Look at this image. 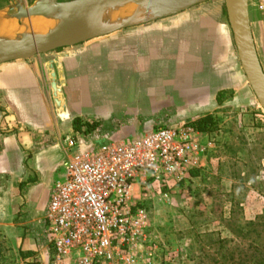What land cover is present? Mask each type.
<instances>
[{"label": "crops", "instance_id": "0c3cea01", "mask_svg": "<svg viewBox=\"0 0 264 264\" xmlns=\"http://www.w3.org/2000/svg\"><path fill=\"white\" fill-rule=\"evenodd\" d=\"M3 1L7 0H0V13L12 14L11 9H2ZM223 7L221 0H208L151 21L141 14H129L123 17L129 26L121 30L0 64V229L29 254L27 258L34 252L51 258L45 213L52 185L63 177L64 139L76 136V122L89 120L97 125L101 141L120 140L142 133L146 126H175L205 115L215 119L224 107L247 101L250 88ZM247 8L264 72V9L258 0H247ZM136 11L141 12L131 13ZM48 60L53 61L65 98V115L55 110L45 70ZM116 75L122 76V83L129 76L143 80L151 76L161 90L151 92V102L131 110L111 100L97 111H82L87 109L80 107L85 106V94L95 104L100 81ZM173 78L171 87L165 85V79ZM144 92L147 99L149 92ZM177 92L186 100L185 107L178 105ZM165 94L171 98L164 100ZM206 133L213 139L212 133ZM215 145L206 156L205 167L192 170L189 181L209 169ZM135 189L140 188L136 185ZM152 195L151 190L147 197Z\"/></svg>", "mask_w": 264, "mask_h": 264}, {"label": "rangeland", "instance_id": "374dc122", "mask_svg": "<svg viewBox=\"0 0 264 264\" xmlns=\"http://www.w3.org/2000/svg\"><path fill=\"white\" fill-rule=\"evenodd\" d=\"M33 1L22 0V4L27 7ZM16 2L3 1L2 9L14 13ZM223 11L226 13L225 7ZM108 79L98 84L95 104L91 98L86 100L85 94V106L80 107L87 109L82 111H97L111 100L131 110L147 100L151 102V92L161 90L156 89L151 76L145 80L129 76L124 83L121 75ZM174 81L165 79V85L171 87ZM145 90L149 92L147 99ZM164 96V100L171 98L169 94ZM174 97L185 107L180 92ZM221 113L212 117L214 125L208 131L213 139L208 138L216 144L209 169L196 180L167 190L165 197L153 189V195L145 201L148 227L144 245L155 246L154 264H264V111L250 88L244 104L228 105ZM153 129L146 126L142 133ZM80 137L84 148L79 151L99 145L96 139L89 142ZM25 252L0 229V264L50 263L48 254L42 257L34 252L33 257L23 258Z\"/></svg>", "mask_w": 264, "mask_h": 264}, {"label": "built area", "instance_id": "2783aa9c", "mask_svg": "<svg viewBox=\"0 0 264 264\" xmlns=\"http://www.w3.org/2000/svg\"><path fill=\"white\" fill-rule=\"evenodd\" d=\"M258 6L264 9V0ZM153 128L101 141L97 125L83 120L75 137H65L63 177L54 181L45 213L49 264H154L155 246L144 245L147 194L157 189L165 197L190 180L205 167L213 141L190 123ZM80 135L99 145L79 151Z\"/></svg>", "mask_w": 264, "mask_h": 264}, {"label": "water", "instance_id": "95a60500", "mask_svg": "<svg viewBox=\"0 0 264 264\" xmlns=\"http://www.w3.org/2000/svg\"><path fill=\"white\" fill-rule=\"evenodd\" d=\"M206 1L208 0H35L29 6L24 7L22 0H17L15 12L10 15L5 14L17 22L45 16L57 8H69V12L60 25L41 36L30 33L26 39H20L11 45L0 44V64L12 60L28 59L121 30L129 26L123 23L125 16L114 17L105 23L100 14L108 13L114 7L124 3L149 4L151 7L149 17H146L145 11H136L130 15L141 14L146 21H151L178 14ZM223 2L240 66L248 85L264 111V72L253 42L247 0H223ZM45 70L50 82L55 110L59 115H65L66 102L57 84L52 60L46 62Z\"/></svg>", "mask_w": 264, "mask_h": 264}, {"label": "bare ground", "instance_id": "6f19581e", "mask_svg": "<svg viewBox=\"0 0 264 264\" xmlns=\"http://www.w3.org/2000/svg\"><path fill=\"white\" fill-rule=\"evenodd\" d=\"M135 5H119L114 7L108 13H101L100 17L105 23L112 16L122 17L129 15L133 10L140 9L145 11L146 17L151 15L150 5L142 2H129ZM139 3V4H138ZM69 8H57L49 12L45 16L32 17L28 21L17 22L8 18L4 13H0V44L11 45L15 41L23 40L32 35L41 36L62 23Z\"/></svg>", "mask_w": 264, "mask_h": 264}, {"label": "trees", "instance_id": "16d2710c", "mask_svg": "<svg viewBox=\"0 0 264 264\" xmlns=\"http://www.w3.org/2000/svg\"><path fill=\"white\" fill-rule=\"evenodd\" d=\"M217 100L218 102L222 101V97L220 94L217 95ZM79 123L76 122V127H78ZM192 125L202 131V132H208L212 129L213 125H214V121L211 115H205L203 117H200L196 120H194V122L192 123ZM196 174V173H193ZM144 205L146 206V204L144 203ZM29 254L28 253H22L21 256L23 258L27 257Z\"/></svg>", "mask_w": 264, "mask_h": 264}]
</instances>
